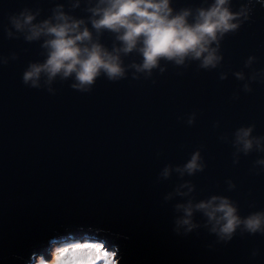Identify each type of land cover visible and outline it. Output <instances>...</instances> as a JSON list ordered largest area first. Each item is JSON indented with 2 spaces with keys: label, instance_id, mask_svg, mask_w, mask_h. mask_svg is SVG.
<instances>
[{
  "label": "water",
  "instance_id": "1",
  "mask_svg": "<svg viewBox=\"0 0 264 264\" xmlns=\"http://www.w3.org/2000/svg\"><path fill=\"white\" fill-rule=\"evenodd\" d=\"M58 3L71 11L70 0H0V264L50 260L55 245L78 238L97 239L117 264H264V234L238 229L224 241L203 227L200 213L201 227L177 234L175 205L188 198L164 199L191 181L197 202L227 197L242 218L264 211V165L256 163L264 152L245 155L234 146L242 127L264 137V0H231L243 16L221 40L215 69L162 62L164 73L134 79L130 70L115 82L101 76L90 92L57 80L53 94L22 82L28 65L44 59L41 42L9 39L5 29L25 7L41 9L42 20ZM210 3L173 0L177 10ZM83 7L71 14L86 17ZM101 42L111 48L113 37L105 33ZM13 53L18 59L4 64ZM133 60L141 58L125 64ZM196 151L204 171L160 178Z\"/></svg>",
  "mask_w": 264,
  "mask_h": 264
},
{
  "label": "clouds",
  "instance_id": "2",
  "mask_svg": "<svg viewBox=\"0 0 264 264\" xmlns=\"http://www.w3.org/2000/svg\"><path fill=\"white\" fill-rule=\"evenodd\" d=\"M82 5L86 17L71 14ZM70 9L58 3L51 9V15L42 20L38 19L42 14L39 8L25 7L9 15L10 27L5 29L7 38L22 36L28 43L41 42L44 59L31 62L24 71L22 82L26 86L46 88L55 94L53 85L57 80H72L71 88L90 92L101 76L115 82L126 78L130 70L134 79H139L140 75L150 78L157 69L164 73L166 67H162V62L179 67L198 62L200 69H215L223 59L219 55L221 40L238 30L243 16L242 12L231 10V0H211L207 6L179 10L174 8L173 0H70ZM105 33L113 37L111 48L101 42ZM133 54L141 58L140 62L133 60L125 64V57ZM9 59L16 60L18 56L13 53L10 58H2V62L7 64ZM254 59L250 57L246 67ZM235 76L245 79L242 72ZM220 79H227V75L222 73ZM244 90L250 91L247 84ZM194 122L195 114H192L187 123ZM253 131L254 126L237 129L234 134L237 153L264 152V137L253 136ZM256 163L264 165V158ZM204 168L200 152L196 151L185 164L164 167L160 178L168 179L176 172L183 179ZM234 187L229 182V188ZM194 191L191 181H185L164 198L166 201L188 198L175 205L177 234L183 230L186 235L201 227L195 221L196 213L204 217L203 227L224 241H230L238 229L251 235L264 234V211L242 218L229 198L211 196L197 202L190 198Z\"/></svg>",
  "mask_w": 264,
  "mask_h": 264
},
{
  "label": "rangeland",
  "instance_id": "3",
  "mask_svg": "<svg viewBox=\"0 0 264 264\" xmlns=\"http://www.w3.org/2000/svg\"><path fill=\"white\" fill-rule=\"evenodd\" d=\"M117 264L116 254L97 239H72L55 245L50 260L36 264Z\"/></svg>",
  "mask_w": 264,
  "mask_h": 264
},
{
  "label": "trees",
  "instance_id": "4",
  "mask_svg": "<svg viewBox=\"0 0 264 264\" xmlns=\"http://www.w3.org/2000/svg\"><path fill=\"white\" fill-rule=\"evenodd\" d=\"M41 260H44V258L40 257L37 262L39 263Z\"/></svg>",
  "mask_w": 264,
  "mask_h": 264
}]
</instances>
